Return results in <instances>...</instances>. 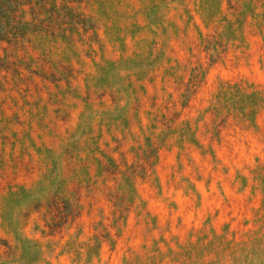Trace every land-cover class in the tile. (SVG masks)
Segmentation results:
<instances>
[{
  "label": "rangeland",
  "instance_id": "1",
  "mask_svg": "<svg viewBox=\"0 0 264 264\" xmlns=\"http://www.w3.org/2000/svg\"><path fill=\"white\" fill-rule=\"evenodd\" d=\"M0 42V264H264V0H38Z\"/></svg>",
  "mask_w": 264,
  "mask_h": 264
},
{
  "label": "trees",
  "instance_id": "2",
  "mask_svg": "<svg viewBox=\"0 0 264 264\" xmlns=\"http://www.w3.org/2000/svg\"><path fill=\"white\" fill-rule=\"evenodd\" d=\"M38 0H0V42L16 34L14 30L30 18Z\"/></svg>",
  "mask_w": 264,
  "mask_h": 264
}]
</instances>
